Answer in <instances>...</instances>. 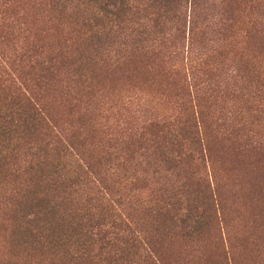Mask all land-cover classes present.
I'll return each mask as SVG.
<instances>
[{
  "label": "trees",
  "instance_id": "16d2710c",
  "mask_svg": "<svg viewBox=\"0 0 264 264\" xmlns=\"http://www.w3.org/2000/svg\"><path fill=\"white\" fill-rule=\"evenodd\" d=\"M188 1L47 0L41 8L61 22L62 45L52 52L21 48L10 71L0 63V264L164 263L133 222L100 203L117 184L110 170L135 190L147 184L148 173L164 182L148 211L161 227H181L188 236L207 227L216 212V195L204 176L212 153L209 127L201 130L205 121L192 108L184 111L183 123L155 121L112 151L80 156L92 146L83 124L89 109L81 112V102L92 106L108 72L98 65L100 53L121 42L142 53L153 34L170 50L180 47ZM7 36L13 34L0 38V58ZM62 69L65 85L58 79ZM53 91L64 98V114L50 109L53 102L45 96Z\"/></svg>",
  "mask_w": 264,
  "mask_h": 264
},
{
  "label": "rangeland",
  "instance_id": "374dc122",
  "mask_svg": "<svg viewBox=\"0 0 264 264\" xmlns=\"http://www.w3.org/2000/svg\"><path fill=\"white\" fill-rule=\"evenodd\" d=\"M46 3L0 0V38L13 34L1 45L5 58L0 63L8 71L21 48L44 46L52 52L62 45L61 22L41 8ZM196 3L194 10V0L188 1L187 34L180 47L170 50L153 34L142 53L124 42L100 53L98 65L108 72L92 106L81 102V112L89 109L83 124L92 146L80 156L112 151L155 121L183 123L184 111L192 108L197 120L205 121L201 130L209 127L206 140L212 153H207L204 176L216 195V212L202 233L188 236L181 227L163 228L157 215L148 212L164 187L153 173L144 175L143 189L135 190L110 170L108 177L117 184L106 194L110 202L100 203L133 222L153 242L161 264H264V0ZM64 72L58 77L63 85ZM45 98L53 102V114H64L60 94L48 92Z\"/></svg>",
  "mask_w": 264,
  "mask_h": 264
}]
</instances>
